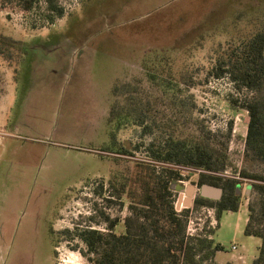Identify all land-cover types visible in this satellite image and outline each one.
I'll use <instances>...</instances> for the list:
<instances>
[{
    "label": "rangeland",
    "instance_id": "374dc122",
    "mask_svg": "<svg viewBox=\"0 0 264 264\" xmlns=\"http://www.w3.org/2000/svg\"><path fill=\"white\" fill-rule=\"evenodd\" d=\"M57 3L62 16L45 0L0 10V35L15 42L0 54V264L33 253L37 264H93L77 233L108 232L106 216L124 230L129 199L111 181L155 162L149 142L170 134L210 139L226 161L218 175L241 179L239 209L218 219L215 207L192 206L200 173L180 166L171 187L177 210L190 207L188 232L212 229L222 247L213 262L252 264L261 241L244 232L254 194L240 171L264 163L246 151L250 93L213 69L228 41L259 28L264 0Z\"/></svg>",
    "mask_w": 264,
    "mask_h": 264
},
{
    "label": "trees",
    "instance_id": "16d2710c",
    "mask_svg": "<svg viewBox=\"0 0 264 264\" xmlns=\"http://www.w3.org/2000/svg\"><path fill=\"white\" fill-rule=\"evenodd\" d=\"M35 1L0 0V10L9 2L21 3L24 10H30ZM45 1L49 9L63 15L58 0ZM260 20L259 28L253 33L228 41L227 48L217 58L213 74L216 77L226 74L237 90L245 88L250 93L241 104L249 113L246 151L264 163V16ZM13 43L10 37L0 35V54H7ZM147 153L157 163L137 161L128 176L118 179L116 176L111 181L114 194L119 198L126 194L129 199L124 230L114 232L115 220L108 216L104 219L108 222V232L91 226L81 229L77 234L85 243L84 254L93 264H218L212 259L222 247L210 238L212 229L206 233L188 232L190 207L177 210L171 183L183 178L179 168L190 166L200 173L199 186L208 183L222 187L219 199L198 193L192 205L194 208L213 206L220 219L224 211L239 209L237 187L241 179L222 180L217 171L225 168V158L210 139L203 137L187 139L170 134L159 141L152 139ZM156 164L161 166L158 168ZM240 177L251 180V194H254V200L247 204L244 232L261 241L252 264H264V172L242 169Z\"/></svg>",
    "mask_w": 264,
    "mask_h": 264
},
{
    "label": "water",
    "instance_id": "95a60500",
    "mask_svg": "<svg viewBox=\"0 0 264 264\" xmlns=\"http://www.w3.org/2000/svg\"><path fill=\"white\" fill-rule=\"evenodd\" d=\"M175 187V185H174ZM174 189V188H173ZM194 191V187L188 186L185 188V192L187 194L185 203L188 205L190 203V197ZM199 194L203 197L210 198V199H219L223 194V188L220 186L203 183L199 187Z\"/></svg>",
    "mask_w": 264,
    "mask_h": 264
},
{
    "label": "flooded vegetation",
    "instance_id": "af4514ba",
    "mask_svg": "<svg viewBox=\"0 0 264 264\" xmlns=\"http://www.w3.org/2000/svg\"><path fill=\"white\" fill-rule=\"evenodd\" d=\"M213 200H217V199H213ZM27 264H37L35 253H33L32 255H29V257L27 259Z\"/></svg>",
    "mask_w": 264,
    "mask_h": 264
},
{
    "label": "crops",
    "instance_id": "0c3cea01",
    "mask_svg": "<svg viewBox=\"0 0 264 264\" xmlns=\"http://www.w3.org/2000/svg\"><path fill=\"white\" fill-rule=\"evenodd\" d=\"M175 186H176V184H175ZM174 189H175V187H174ZM183 190H184V188H183ZM182 193H184V192H183V191L180 192V196H181ZM186 196H187V195H186ZM241 256H242V255H241ZM242 257H243V256H242ZM233 261H234V262H235V261L237 262V259H235V260H233ZM236 262H235V263H236Z\"/></svg>",
    "mask_w": 264,
    "mask_h": 264
},
{
    "label": "built area",
    "instance_id": "2783aa9c",
    "mask_svg": "<svg viewBox=\"0 0 264 264\" xmlns=\"http://www.w3.org/2000/svg\"><path fill=\"white\" fill-rule=\"evenodd\" d=\"M179 181H182V180H179ZM176 205V204H175ZM177 208V207H176ZM236 248V246L235 245H233L232 246V249H235ZM239 259H241V257H239Z\"/></svg>",
    "mask_w": 264,
    "mask_h": 264
}]
</instances>
